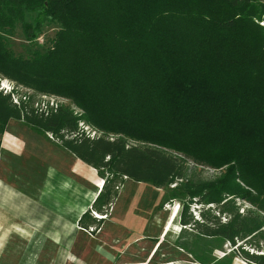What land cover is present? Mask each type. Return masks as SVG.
<instances>
[{
    "label": "trees",
    "instance_id": "obj_1",
    "mask_svg": "<svg viewBox=\"0 0 264 264\" xmlns=\"http://www.w3.org/2000/svg\"><path fill=\"white\" fill-rule=\"evenodd\" d=\"M50 24L58 30L44 52L23 59L7 51L18 25L43 48ZM263 24L257 0H0V78L83 112L35 109L0 91V145L11 120L51 134L101 174L97 211L123 177L173 185L180 232L193 234L177 246L200 264H231L233 255L264 264V252L245 250L264 243ZM80 121L105 135L88 137ZM187 160L220 173L191 181ZM235 199L252 209L240 213ZM193 205L215 208L195 219ZM215 241L228 243L231 257L210 258Z\"/></svg>",
    "mask_w": 264,
    "mask_h": 264
},
{
    "label": "rangeland",
    "instance_id": "obj_2",
    "mask_svg": "<svg viewBox=\"0 0 264 264\" xmlns=\"http://www.w3.org/2000/svg\"><path fill=\"white\" fill-rule=\"evenodd\" d=\"M257 1L264 3V0ZM34 16L27 14L26 20L31 21ZM57 30L53 24L43 27L42 48L28 44L18 25L14 34L6 38V49L14 57L30 58L35 51L44 52ZM0 91L11 94L13 100L21 99L33 104L35 109L46 110L65 104L78 117L83 114L70 100L37 94L4 78H0ZM78 125L86 135H105L83 121ZM185 167L186 178L195 182L213 180L220 173L189 160L185 162ZM71 168L77 174L76 180L72 177ZM0 175L27 192L43 195L69 194V190L76 187L78 216L82 211L88 215L78 224L79 230L84 232L91 228L92 231L87 235H97L95 240H90L82 232L73 231L68 243L54 245L49 242L35 252V264H57L58 259L66 253L78 264H200L189 252L177 246V243L185 241L190 244L193 234L180 232L176 217L183 204L170 195L173 185L160 189L123 177L114 184L110 183L109 190L115 191L116 197L108 207L97 211L93 203L103 187L101 174L65 151L51 134L16 120L9 121L1 136ZM235 200L240 205V213L252 209L246 201ZM190 208L194 218L200 219L199 210L214 209L215 205H193ZM97 237L100 248L96 243ZM17 244L14 240L8 246L3 261L14 260L13 264H20L22 258L28 255L27 249ZM260 247V251L248 246L245 250L250 254H261L264 252V243H260ZM89 249H92L91 254L86 258ZM231 249L228 243L215 241L208 248L209 257L216 261L225 256L229 258ZM53 254L55 257L50 258ZM28 258L32 259L31 256ZM231 260V264H249L237 255H233Z\"/></svg>",
    "mask_w": 264,
    "mask_h": 264
},
{
    "label": "crops",
    "instance_id": "obj_3",
    "mask_svg": "<svg viewBox=\"0 0 264 264\" xmlns=\"http://www.w3.org/2000/svg\"><path fill=\"white\" fill-rule=\"evenodd\" d=\"M71 174L76 180V172L71 171ZM69 191V194L63 195L27 192L0 175V264L14 263V260L3 261L8 246L14 240L19 243L18 246L22 245L29 252L20 264H35V252L41 250L45 244L68 243L73 231H80L79 220L85 212L82 211L80 217L78 216L76 187ZM80 232L90 240H95L97 236L89 237L82 230ZM96 243L100 248L99 237ZM91 250L89 249L86 258ZM52 257L55 255L50 258ZM57 264L78 262L69 258L66 253L58 259Z\"/></svg>",
    "mask_w": 264,
    "mask_h": 264
},
{
    "label": "built area",
    "instance_id": "obj_4",
    "mask_svg": "<svg viewBox=\"0 0 264 264\" xmlns=\"http://www.w3.org/2000/svg\"><path fill=\"white\" fill-rule=\"evenodd\" d=\"M42 40L41 39H39V42H41ZM13 102L14 103H17V101L16 100H13ZM57 106V105H56ZM56 106H54V107H56ZM88 137H90V138H96V137H100V136H90V135H87ZM92 231V229L91 228H89L88 230H84V232L86 233V234H89V232H91Z\"/></svg>",
    "mask_w": 264,
    "mask_h": 264
}]
</instances>
